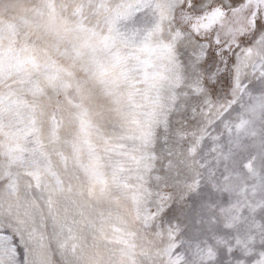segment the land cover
I'll return each mask as SVG.
<instances>
[{
  "label": "snow or ice",
  "instance_id": "6c2138e0",
  "mask_svg": "<svg viewBox=\"0 0 264 264\" xmlns=\"http://www.w3.org/2000/svg\"><path fill=\"white\" fill-rule=\"evenodd\" d=\"M0 264H264V0H0Z\"/></svg>",
  "mask_w": 264,
  "mask_h": 264
}]
</instances>
